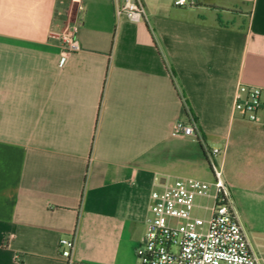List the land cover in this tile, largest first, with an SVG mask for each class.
Wrapping results in <instances>:
<instances>
[{
    "label": "crops",
    "instance_id": "0c3cea01",
    "mask_svg": "<svg viewBox=\"0 0 264 264\" xmlns=\"http://www.w3.org/2000/svg\"><path fill=\"white\" fill-rule=\"evenodd\" d=\"M0 0V264H138L150 194L222 170L264 242V0ZM78 27V51L60 40ZM261 90V124L234 110ZM194 121L203 143L173 136Z\"/></svg>",
    "mask_w": 264,
    "mask_h": 264
},
{
    "label": "built area",
    "instance_id": "2783aa9c",
    "mask_svg": "<svg viewBox=\"0 0 264 264\" xmlns=\"http://www.w3.org/2000/svg\"><path fill=\"white\" fill-rule=\"evenodd\" d=\"M115 15L132 23L147 21L142 0H114ZM177 7H186V0H175ZM78 27L67 25L60 40L68 51L80 50ZM261 90L239 85L234 95V110L246 120L259 125ZM176 137H189L203 143L197 124L177 121L171 131ZM208 153L213 179L194 178L165 181L149 197L145 232L135 249L138 264H264V245L253 244L239 222L222 170ZM203 215H200V213ZM60 257L73 264L72 240L59 241Z\"/></svg>",
    "mask_w": 264,
    "mask_h": 264
},
{
    "label": "rangeland",
    "instance_id": "374dc122",
    "mask_svg": "<svg viewBox=\"0 0 264 264\" xmlns=\"http://www.w3.org/2000/svg\"><path fill=\"white\" fill-rule=\"evenodd\" d=\"M200 215H203V213L201 212ZM262 245H264V242L262 243Z\"/></svg>",
    "mask_w": 264,
    "mask_h": 264
}]
</instances>
